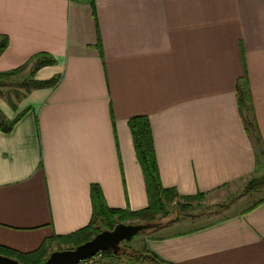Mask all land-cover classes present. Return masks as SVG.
<instances>
[{
    "label": "crops",
    "instance_id": "crops-1",
    "mask_svg": "<svg viewBox=\"0 0 264 264\" xmlns=\"http://www.w3.org/2000/svg\"><path fill=\"white\" fill-rule=\"evenodd\" d=\"M0 35V72L47 53L56 63L35 78L61 75L17 110L0 98L8 119L21 115L0 129V245L30 253L85 228L92 185L111 208L148 207L136 116L149 119L162 184L182 195L260 171L237 90L250 93L264 143V0H0ZM257 204L189 230L161 226L135 250L172 264H264Z\"/></svg>",
    "mask_w": 264,
    "mask_h": 264
},
{
    "label": "trees",
    "instance_id": "trees-1",
    "mask_svg": "<svg viewBox=\"0 0 264 264\" xmlns=\"http://www.w3.org/2000/svg\"><path fill=\"white\" fill-rule=\"evenodd\" d=\"M8 47V37L0 35V55ZM56 63V59L47 53H40L34 56L28 63L9 71L0 72V81L7 77L9 74H16L25 70L32 64L31 77L24 82L23 87L26 88L27 93H31L34 89L49 88L55 86L61 75H55L47 80H38L35 77L36 72L43 66L52 65ZM238 102L240 110L242 112L243 120L246 126L247 133L254 138L256 145L263 150L264 143L261 133L258 128L255 112L252 106V99L250 93L245 90L241 83L238 85ZM1 92V90H0ZM24 94L17 97L16 100L11 96L8 98L10 106L17 110L18 102L21 98L25 97ZM21 116V115H20ZM20 116L10 120L6 117L4 112L0 109V129L5 133H10L14 129L15 124L19 120ZM129 125L131 128L136 156L140 162L146 181L147 192L149 196L148 207L138 210L130 211L121 208L109 207L104 199L102 190L98 185H92L91 196L93 201V216L90 224L81 230L65 236H53L50 240H46L40 248L30 253H21L14 249L0 245V254L12 257L19 260L23 264H43L48 255L49 246L51 242L56 241H72L74 246L90 240L93 236L103 230H111L119 223H126L129 219L144 220L145 222H155V215L158 213H164L167 205L179 204L180 200H194L203 198L204 193H198L195 195H182L175 187H165L162 184L160 177V170L156 159L154 140L152 135V129L149 119L146 116H136L130 119ZM264 186V178H260L251 182L248 185L247 191H259ZM176 202V203H175ZM258 204L254 205L256 207ZM252 207V208H253ZM104 224V227L100 229L97 223ZM73 247V248H75ZM61 250V249H59ZM108 249L104 252H110ZM113 252V251H112ZM121 252V251H120ZM115 253L116 255L119 254ZM117 257H121L117 255ZM125 258L142 262L145 264H172L161 260L158 256L151 253H143L137 250H133L125 255Z\"/></svg>",
    "mask_w": 264,
    "mask_h": 264
},
{
    "label": "rangeland",
    "instance_id": "rangeland-1",
    "mask_svg": "<svg viewBox=\"0 0 264 264\" xmlns=\"http://www.w3.org/2000/svg\"><path fill=\"white\" fill-rule=\"evenodd\" d=\"M31 71L32 68L28 67L19 73L9 74L7 77L3 78L0 81V98L8 102V98L10 96L16 100L17 97L27 94L19 101L17 100L18 104L19 102L23 101L30 93H27L26 88L23 87L22 84H24V82H26L27 79L31 77ZM33 77H36V74ZM257 153L260 171L255 176L253 175L246 178L245 180L228 184L227 186H224L211 195H204L203 198L201 197L194 200H180L181 203L179 204L171 203L167 205L166 211L164 213H158L155 215L154 221L163 222L162 226H170L171 231H183L203 226L219 219H223L230 215L237 214L248 207L256 205L258 201L264 197V187H262L259 191L250 192L247 191V188L251 182L260 178H264V150H260L259 147ZM142 222L145 221L138 219H129L126 223L136 224ZM97 226L102 229L104 227V224L98 222ZM160 228L162 227L143 231L135 235L131 240L123 242L121 244L122 250L117 255H120L122 257L124 256L123 258H125V255L130 253L131 251L135 249H141L142 245L138 241V238L146 233L157 231ZM74 244L75 243L72 241L54 240L49 246L48 255L54 250L71 249L75 247ZM117 255L112 251L107 253L102 251L100 257L97 260L110 256L117 257Z\"/></svg>",
    "mask_w": 264,
    "mask_h": 264
},
{
    "label": "water",
    "instance_id": "water-1",
    "mask_svg": "<svg viewBox=\"0 0 264 264\" xmlns=\"http://www.w3.org/2000/svg\"><path fill=\"white\" fill-rule=\"evenodd\" d=\"M163 222L119 223L111 230H103L90 240L71 249L52 251L43 264H76L81 259L94 256L100 251L112 250L118 253L121 244L131 240L135 235L161 227ZM0 264H23L19 260L0 254Z\"/></svg>",
    "mask_w": 264,
    "mask_h": 264
},
{
    "label": "built area",
    "instance_id": "built-area-1",
    "mask_svg": "<svg viewBox=\"0 0 264 264\" xmlns=\"http://www.w3.org/2000/svg\"><path fill=\"white\" fill-rule=\"evenodd\" d=\"M101 253H102V251L98 252L97 254H95L92 257L81 259L76 264H92L100 257Z\"/></svg>",
    "mask_w": 264,
    "mask_h": 264
}]
</instances>
